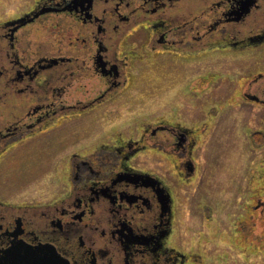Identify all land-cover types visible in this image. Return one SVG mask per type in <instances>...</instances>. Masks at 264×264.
Segmentation results:
<instances>
[{"label":"flooded vegetation","instance_id":"flooded-vegetation-1","mask_svg":"<svg viewBox=\"0 0 264 264\" xmlns=\"http://www.w3.org/2000/svg\"><path fill=\"white\" fill-rule=\"evenodd\" d=\"M30 5L0 22L4 170L7 160L19 164L16 159L26 157L28 145L38 148L43 139L61 144L73 128L81 130L80 121H88L83 115L105 110V118L88 127L112 121L113 110L126 106L112 103L113 97L130 87L129 68L136 62L154 64L145 68L155 70L156 79L160 72L180 69L178 64L190 68L205 53L219 62L237 61L249 47L264 52V0H33ZM261 72L248 81L241 76L243 100L264 103L250 93L264 79ZM82 79L98 82L96 95L79 97ZM143 129L136 140H72L60 151L57 183L63 191L51 202L29 206L0 198V264H11L5 262L11 252L29 251L53 253L55 264L200 262L191 248L184 252L171 241L180 207L174 179L198 177L194 158L202 150L200 136L188 125L162 121ZM146 147L173 158L174 165L162 170L161 161L152 166L142 157L136 161Z\"/></svg>","mask_w":264,"mask_h":264},{"label":"rangeland","instance_id":"rangeland-1","mask_svg":"<svg viewBox=\"0 0 264 264\" xmlns=\"http://www.w3.org/2000/svg\"><path fill=\"white\" fill-rule=\"evenodd\" d=\"M31 2L0 0V22L24 14ZM259 49L242 50L237 61L230 57L217 62L213 54L205 53L206 57L193 59L190 68L184 63V67L177 65L181 70H159L156 79L155 70L148 69L154 64L148 67L145 60V68L136 62L129 68L130 87L113 97L112 103L126 106L113 110L112 121L88 127L105 118V110H101L83 115L88 121H80L81 130L73 128L61 144L51 145L47 139L36 143L38 148L26 144V157L16 159L19 164L7 160L9 169L4 170V165L0 168V198L29 206L58 198L63 191L57 183L64 158L61 150L79 137L81 141L86 136L99 141L110 137L111 142L121 137L136 140L144 127L159 121L188 125L200 136L202 150L194 158L200 171L192 180L183 175L174 179L176 205L180 207L172 244L184 252L191 248L197 253L201 261L193 264H264V103L243 100L241 89V76L248 81L257 72H264V52H255ZM81 86L82 100L97 94L96 80L82 79ZM262 88L264 79H259L250 93L264 99ZM158 154L146 147L136 161L145 159L149 166L161 161L162 170L174 165L173 158Z\"/></svg>","mask_w":264,"mask_h":264},{"label":"water","instance_id":"water-1","mask_svg":"<svg viewBox=\"0 0 264 264\" xmlns=\"http://www.w3.org/2000/svg\"><path fill=\"white\" fill-rule=\"evenodd\" d=\"M5 262L11 264H55L57 260L53 253L44 255L43 253L38 254L36 251H29V253H25L21 256L16 252H11L6 257Z\"/></svg>","mask_w":264,"mask_h":264}]
</instances>
